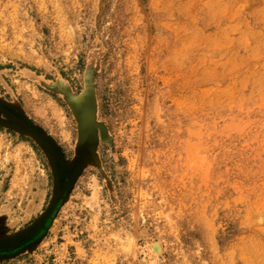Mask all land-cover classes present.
<instances>
[{
	"label": "rangeland",
	"instance_id": "obj_1",
	"mask_svg": "<svg viewBox=\"0 0 264 264\" xmlns=\"http://www.w3.org/2000/svg\"><path fill=\"white\" fill-rule=\"evenodd\" d=\"M0 264H264V0H0Z\"/></svg>",
	"mask_w": 264,
	"mask_h": 264
},
{
	"label": "water",
	"instance_id": "obj_2",
	"mask_svg": "<svg viewBox=\"0 0 264 264\" xmlns=\"http://www.w3.org/2000/svg\"><path fill=\"white\" fill-rule=\"evenodd\" d=\"M88 118L91 119V120L93 121L92 117H91L87 112L84 113V114H83L82 129H83V133H84V138H85V140H86L87 142H89V141L92 140V138H93V133H94V130H95V129H93L91 135H89V134L86 132V128H84V125L86 124V121H87ZM93 123H94V121H93ZM94 124H95V123H94ZM13 128H14V127H13ZM19 132H21L22 134H25V135H29V134H30V135H33V136H35L36 138H38V139H40L41 141H43V143L47 144L48 146L51 144V143L49 142V140H50L49 138L45 137V135L40 134L39 131H38L37 129H35V128L29 126V125H27V127H25L24 129H19ZM53 151H55V150L53 149ZM53 156H54V159L58 158V160L61 162V157H60V155H56V153H54Z\"/></svg>",
	"mask_w": 264,
	"mask_h": 264
},
{
	"label": "bare ground",
	"instance_id": "obj_3",
	"mask_svg": "<svg viewBox=\"0 0 264 264\" xmlns=\"http://www.w3.org/2000/svg\"><path fill=\"white\" fill-rule=\"evenodd\" d=\"M91 119H87V121H86V124L84 125V128H86V132L89 134V135H91L92 134V131H93V128H95L94 127V125L95 124H93L91 121H90ZM154 248V247H153ZM155 249V248H154ZM158 249H159V247L158 246H156V249L155 250H157L158 251Z\"/></svg>",
	"mask_w": 264,
	"mask_h": 264
},
{
	"label": "flooded vegetation",
	"instance_id": "obj_4",
	"mask_svg": "<svg viewBox=\"0 0 264 264\" xmlns=\"http://www.w3.org/2000/svg\"><path fill=\"white\" fill-rule=\"evenodd\" d=\"M34 240V239H33Z\"/></svg>",
	"mask_w": 264,
	"mask_h": 264
}]
</instances>
